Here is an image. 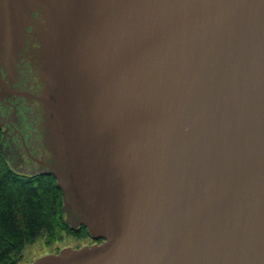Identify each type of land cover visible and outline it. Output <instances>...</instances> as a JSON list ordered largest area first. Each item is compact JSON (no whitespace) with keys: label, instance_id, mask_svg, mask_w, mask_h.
<instances>
[{"label":"water","instance_id":"water-1","mask_svg":"<svg viewBox=\"0 0 264 264\" xmlns=\"http://www.w3.org/2000/svg\"><path fill=\"white\" fill-rule=\"evenodd\" d=\"M25 58L45 173L102 240L30 264H264V0H0L6 94Z\"/></svg>","mask_w":264,"mask_h":264},{"label":"trees","instance_id":"trees-1","mask_svg":"<svg viewBox=\"0 0 264 264\" xmlns=\"http://www.w3.org/2000/svg\"><path fill=\"white\" fill-rule=\"evenodd\" d=\"M67 236L88 235L84 228L67 224L54 177L18 173L0 149V264H21L24 247L40 238L52 244Z\"/></svg>","mask_w":264,"mask_h":264},{"label":"flooded vegetation","instance_id":"flooded-vegetation-1","mask_svg":"<svg viewBox=\"0 0 264 264\" xmlns=\"http://www.w3.org/2000/svg\"><path fill=\"white\" fill-rule=\"evenodd\" d=\"M18 73L14 81L6 80L13 93L6 94L0 89L4 96L0 99L1 153L6 162L20 173L44 174L50 155L44 143L43 111L34 99L40 95L42 87L37 70L28 58L22 60ZM87 239L84 245L101 242Z\"/></svg>","mask_w":264,"mask_h":264},{"label":"rangeland","instance_id":"rangeland-1","mask_svg":"<svg viewBox=\"0 0 264 264\" xmlns=\"http://www.w3.org/2000/svg\"><path fill=\"white\" fill-rule=\"evenodd\" d=\"M88 241L87 237L77 239L76 237H65L63 241L48 244L43 238L24 247L22 251L21 264H27L48 253H56L65 247H79Z\"/></svg>","mask_w":264,"mask_h":264}]
</instances>
